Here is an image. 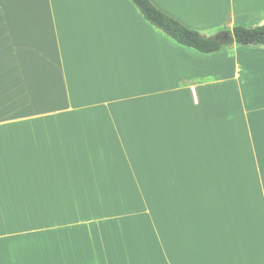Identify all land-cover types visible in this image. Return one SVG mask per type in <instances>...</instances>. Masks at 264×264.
<instances>
[{
	"label": "crops",
	"instance_id": "crops-1",
	"mask_svg": "<svg viewBox=\"0 0 264 264\" xmlns=\"http://www.w3.org/2000/svg\"><path fill=\"white\" fill-rule=\"evenodd\" d=\"M151 2L264 25V0ZM0 264H264V47L203 54L131 0H0Z\"/></svg>",
	"mask_w": 264,
	"mask_h": 264
},
{
	"label": "trees",
	"instance_id": "trees-1",
	"mask_svg": "<svg viewBox=\"0 0 264 264\" xmlns=\"http://www.w3.org/2000/svg\"><path fill=\"white\" fill-rule=\"evenodd\" d=\"M143 17L165 35L186 47L203 54H213L231 45L264 47V25H236L232 30L223 29L213 36H206L183 25L158 9L151 0H131Z\"/></svg>",
	"mask_w": 264,
	"mask_h": 264
}]
</instances>
